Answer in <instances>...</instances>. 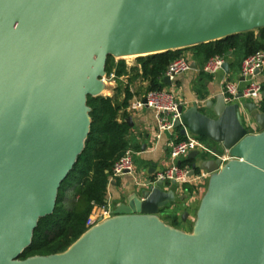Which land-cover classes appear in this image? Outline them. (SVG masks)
<instances>
[{"label":"water","instance_id":"water-1","mask_svg":"<svg viewBox=\"0 0 264 264\" xmlns=\"http://www.w3.org/2000/svg\"><path fill=\"white\" fill-rule=\"evenodd\" d=\"M262 27L264 0H0V264H264V91L258 103L221 94L206 105L215 117L180 107L183 135L233 157L189 153L191 174L213 175L192 231L160 218L176 192L149 180L66 251L21 258L84 152L109 56Z\"/></svg>","mask_w":264,"mask_h":264},{"label":"trees","instance_id":"trees-1","mask_svg":"<svg viewBox=\"0 0 264 264\" xmlns=\"http://www.w3.org/2000/svg\"><path fill=\"white\" fill-rule=\"evenodd\" d=\"M259 50H264V27L260 28L258 35L254 31H247L187 48L140 56L136 58L137 65L132 67L124 61L116 63L114 57L109 56L106 72L111 75L115 70L118 91L113 96H88L92 123L84 152L62 182L54 212L39 220L33 242L21 258L66 251L88 230L87 221L94 205L106 203L113 167L130 147L128 118L131 115L127 108L134 98L131 84L136 79L147 81V90L162 89L170 63L187 56L188 52L208 61L215 56L227 58L231 51L243 52L246 58ZM125 75L128 76L127 81L121 80ZM180 165L192 166L193 160L188 159ZM185 188L190 192L194 190L189 185Z\"/></svg>","mask_w":264,"mask_h":264},{"label":"crops","instance_id":"crops-1","mask_svg":"<svg viewBox=\"0 0 264 264\" xmlns=\"http://www.w3.org/2000/svg\"><path fill=\"white\" fill-rule=\"evenodd\" d=\"M259 30L260 28H256L250 31H254L255 34L258 35ZM187 56L191 63V69L179 75L176 80L172 82V85H168L163 79V88L172 89L176 92L180 100L183 102L182 106L184 107V111L191 108L194 102H198L199 107L203 112L211 117H215L213 109L208 108L206 105L208 102L212 101L214 106L216 98L222 94L221 83L225 76L232 81H238L240 85L245 84L244 78L241 75V64L245 55L243 52L235 53L231 51L226 58V61L230 63L229 70H224V72L215 75L203 71V66L207 62L204 58L197 57L192 52H188ZM193 63L195 65H192ZM259 78L264 85V71ZM127 79L128 78L123 81H127ZM116 85L113 86L109 96L115 95L118 91L116 90ZM148 85L147 81L141 78L136 79L131 84L134 98L146 91ZM131 117L133 118V126H130L131 129L128 135V140L130 144L129 148L134 151L135 172L134 174H126L110 181L107 191V201L112 205L114 212L119 206L127 203L136 194L138 188L145 187L147 181L153 180L157 171L165 169L171 164L169 143L172 137L178 136V139L181 140L182 136L185 138L188 135L197 136L189 131L186 136L183 135L180 127L177 128L174 133H164L162 138L158 140L157 124L153 110L144 109ZM260 133L261 131H255V134ZM208 140L211 141L210 139ZM211 142L214 143V148L218 151H224L221 144L213 141ZM207 157V160L212 159L211 156ZM188 159L192 158H189L188 156L184 157L180 163L185 162ZM204 160L206 159L200 160V163L204 164ZM202 170L205 169L199 168L196 171L201 172ZM212 176L213 175L210 174L202 185V188L196 192L194 187V190L190 192L187 188H179L173 183L165 185L164 188L166 190H175L177 200L161 210L159 214L160 218L167 221L169 224H171V220L176 221V223L179 222L181 223V226H173L186 231H192L197 218V213L200 209L203 197L208 190L209 181ZM183 196L185 199L182 200L181 197ZM185 212H187L188 215L183 218Z\"/></svg>","mask_w":264,"mask_h":264},{"label":"built area","instance_id":"built-area-1","mask_svg":"<svg viewBox=\"0 0 264 264\" xmlns=\"http://www.w3.org/2000/svg\"><path fill=\"white\" fill-rule=\"evenodd\" d=\"M226 58L224 56H215L210 58L203 66V71L215 75L224 72V64ZM191 63L188 56L177 58L168 66L164 78L168 76L171 82L176 78L189 71ZM259 71V72H258ZM264 71V50H259L243 59L241 64V75L244 78V85H240L238 81H232L227 76L224 77L221 83V93L225 98L226 103L232 104L242 101L261 102L264 85L260 81L259 76ZM258 72V73H257ZM115 70L111 75H104L102 79L116 81ZM128 78L127 75L120 79ZM242 94V97H239ZM183 105L182 100L172 89H156L146 90L139 94L130 102L127 112L132 116L144 109H151L155 113L157 124V139H161L166 132L174 133L177 129V122L181 120L180 107ZM170 159L171 164L162 170L155 173L153 183L162 181L164 185L175 182L179 188H185L189 185L195 188V192L202 188L206 179L210 176L207 170L201 172L195 171L191 174V166H181L182 158L187 157L192 151H199L202 154L210 155L222 160V165L227 163L233 157L229 151H215L206 145L200 136L188 135L185 139H178V136L172 137L170 140ZM135 161L134 151L128 148L122 157L116 161L111 180L126 174H134ZM114 216L112 205L106 201L102 205H94L93 211L87 221L88 230L99 225L103 221Z\"/></svg>","mask_w":264,"mask_h":264},{"label":"rangeland","instance_id":"rangeland-1","mask_svg":"<svg viewBox=\"0 0 264 264\" xmlns=\"http://www.w3.org/2000/svg\"><path fill=\"white\" fill-rule=\"evenodd\" d=\"M113 57H114V59H115V62L116 63H118V62H120V61H124L125 62V64H127L129 67H132V66H135V65H137V62H136V59L135 58H124V60H123V58H121V56H118V58L115 56V55H112ZM105 82V88H104V90H103V92L101 93V95H103V96H109V94H110V91H112V89H113V86H115L116 85V82H113V80H109V79H107L106 81H104ZM117 86V85H116ZM202 141L206 144V145H208V146H210V147H212V148H214L215 146H214V143H212L211 141H209L208 139H206V138H202ZM71 197V193L69 194V198ZM171 224L172 225H175V226H181L180 224L181 223H176V222H174V220H171Z\"/></svg>","mask_w":264,"mask_h":264},{"label":"bare ground","instance_id":"bare-ground-1","mask_svg":"<svg viewBox=\"0 0 264 264\" xmlns=\"http://www.w3.org/2000/svg\"><path fill=\"white\" fill-rule=\"evenodd\" d=\"M218 38H223V35L219 36ZM210 40V39H208ZM165 49H157V50H153V51H138V52H127V53H119L116 55V57L118 58V56H121V58H137L140 56H148V55H155L158 53H162L164 52Z\"/></svg>","mask_w":264,"mask_h":264}]
</instances>
